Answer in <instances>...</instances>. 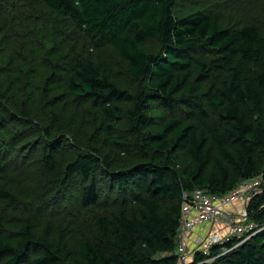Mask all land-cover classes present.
<instances>
[{"label":"trees","instance_id":"obj_1","mask_svg":"<svg viewBox=\"0 0 264 264\" xmlns=\"http://www.w3.org/2000/svg\"><path fill=\"white\" fill-rule=\"evenodd\" d=\"M220 14H178L177 0H0V21H50L63 42L37 97L0 80V264H175L183 193L264 173V27ZM14 163L35 166L37 197L7 176ZM252 199L264 223V190ZM73 202L74 216L55 211ZM42 210L78 227L40 222ZM201 264H264V231Z\"/></svg>","mask_w":264,"mask_h":264},{"label":"rangeland","instance_id":"obj_2","mask_svg":"<svg viewBox=\"0 0 264 264\" xmlns=\"http://www.w3.org/2000/svg\"><path fill=\"white\" fill-rule=\"evenodd\" d=\"M204 9L209 13L221 12L220 21H234L248 19L246 21L260 22L264 27V0H177V13L185 14L193 9ZM0 21V80L5 86H9L12 89L15 97L26 98L28 96L37 97L41 91V85L44 76L41 77L40 72L44 69L47 70L49 64L48 50L55 43L62 42L59 33L52 31V23L50 21ZM63 43V42H62ZM64 46V51L67 50V46ZM78 46L82 45V42H78ZM80 47H78L79 49ZM56 55V52L52 55L51 59ZM107 56L113 59L115 56L113 51L108 52ZM58 57V56H57ZM33 71L35 75H33ZM28 73V74H27ZM40 104L37 102V105ZM48 106V105H47ZM75 107L78 105L75 104ZM38 108L40 121L46 122L48 115L45 110ZM68 138V136H67ZM19 172L10 171L7 176H12L15 179H21L24 182V189H27L29 195H35L37 197L38 191L35 188V181L38 173L33 164H26L18 166V163L12 164ZM14 167V169H15ZM21 175V176H20ZM23 175V176H22ZM28 176L30 179L28 181ZM34 199V197L32 198ZM29 204V203H28ZM28 204H26L28 206ZM76 202H73L69 206L61 205L56 212H60L65 217H72L70 213L76 211ZM24 210H27L26 207ZM22 208V207H20ZM39 221L45 223L48 219H53L49 223L55 226L54 223H60L65 225L68 229H75L78 227L72 221L66 219L58 222L57 217L53 210L49 213L45 210L40 212ZM52 216V217H49Z\"/></svg>","mask_w":264,"mask_h":264},{"label":"built area","instance_id":"obj_3","mask_svg":"<svg viewBox=\"0 0 264 264\" xmlns=\"http://www.w3.org/2000/svg\"><path fill=\"white\" fill-rule=\"evenodd\" d=\"M263 188L261 173L223 194H212L203 188L184 192L175 264L212 261L264 231V223L250 216L249 209L252 198ZM216 246H220L219 253L212 254Z\"/></svg>","mask_w":264,"mask_h":264}]
</instances>
